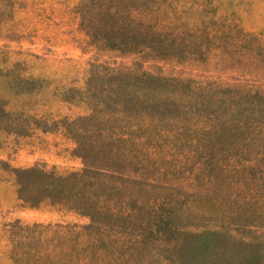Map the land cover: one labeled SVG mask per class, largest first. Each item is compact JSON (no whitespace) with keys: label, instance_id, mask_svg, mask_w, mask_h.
<instances>
[{"label":"rangeland","instance_id":"374dc122","mask_svg":"<svg viewBox=\"0 0 264 264\" xmlns=\"http://www.w3.org/2000/svg\"><path fill=\"white\" fill-rule=\"evenodd\" d=\"M133 3L145 10L134 16L152 14V30L173 50L111 49L92 34L87 17L82 22L80 0H0V104L19 126L0 129V264H17L15 255L24 252L13 239L19 228L41 227L42 250L54 231L91 225L89 217L60 205L25 204L15 173L38 167L64 175L83 169L66 122L91 116L89 100L110 91L111 77L128 85L151 79L163 97L186 87L197 97L213 98L211 106L181 100L175 127L185 124L183 117L203 132L212 123L250 122L253 115L243 111L247 104L256 105L264 122V0ZM87 13L99 15L94 9ZM93 76L97 80L87 83ZM235 104L239 109L230 114ZM179 138L181 146L168 142L160 157L123 166L126 172L146 168L137 170L140 179L165 188L155 212L172 208L173 215L163 214L162 226L149 209L135 221L100 220L90 232L122 233L132 244L144 234L140 241L147 248L131 253L136 248L129 243L105 256L103 264H264V157L251 150L224 157L218 141L191 146L189 136ZM201 237L209 238V247L190 259L188 246ZM62 243L54 241L52 248Z\"/></svg>","mask_w":264,"mask_h":264},{"label":"trees","instance_id":"16d2710c","mask_svg":"<svg viewBox=\"0 0 264 264\" xmlns=\"http://www.w3.org/2000/svg\"><path fill=\"white\" fill-rule=\"evenodd\" d=\"M121 2L127 6L121 5ZM144 5L148 9V5ZM93 9L99 11L98 18L87 13ZM139 10L145 12L141 7L135 8L133 0H80L77 13L81 19H89L92 34L97 38L103 37L101 42H107L106 46L111 49L173 50L172 43L161 39L160 34L152 30V14L145 19L134 16ZM9 70L6 69L8 73ZM119 77L109 79L112 86L109 92L100 89L101 92L89 100L93 112L91 116L66 122V130L77 146L76 153L83 161V169L60 175L34 167L15 173L18 197L25 204L38 206L49 202L60 205L89 217L91 225L81 231L74 228H64V233L54 231L47 237V247L42 250L39 248L40 239L45 231L40 230L41 227L19 228L13 233V239L18 246L24 245L20 248L24 252L15 255L19 256L17 264H103L105 256L129 243L136 248L131 253L146 251L142 242L144 234L135 238L137 244H132L131 239H126L122 233L109 236L104 232L90 231L100 220H121L123 223L139 220L146 209L153 218L160 219L161 226L166 222L163 214L173 215L172 208L163 207L160 213L155 212L165 188L140 179L137 170L146 168L126 172L123 166L126 162L142 163L151 157H160L168 142L181 146L179 137L189 136L187 144L191 146H201L209 140L218 141L224 157H242L250 150L264 157V122L258 118L256 105L247 104L243 109L253 115L250 122L244 118L230 124H217L209 120L212 123L210 129L203 132L183 117L185 124L175 127L182 110L181 100L211 106L213 98L204 94L197 97L186 87L173 89L163 97V93L150 82L153 81L151 79H133L139 83L128 85ZM21 80L27 79L22 77ZM96 80V76H93L87 83ZM174 98L177 99L176 103ZM238 109L237 104L230 105V114L237 113ZM13 124L16 125L0 104V129L16 128L12 127ZM149 232L154 233L152 230ZM54 241L63 242L58 250L52 248ZM66 242L71 245L66 246ZM148 246L151 248L152 243H148ZM208 247L209 238H199L196 244L188 246L190 259L197 258ZM152 259L159 260L156 254ZM141 262L145 261L141 259Z\"/></svg>","mask_w":264,"mask_h":264}]
</instances>
